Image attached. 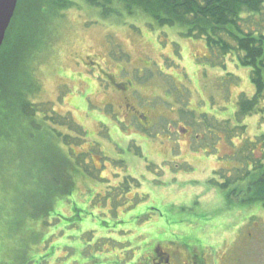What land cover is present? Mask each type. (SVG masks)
<instances>
[{"label": "rangeland", "instance_id": "374dc122", "mask_svg": "<svg viewBox=\"0 0 264 264\" xmlns=\"http://www.w3.org/2000/svg\"><path fill=\"white\" fill-rule=\"evenodd\" d=\"M75 2L42 15L50 22L28 62L37 125L23 118L0 136V264H133L153 222L179 239L198 201L224 193L213 169L236 181L263 153L250 142L264 136V97L237 118L255 87L236 51L222 56L180 25ZM243 28L264 33V11ZM50 109L79 124L85 142L45 118ZM239 188L229 199L261 204Z\"/></svg>", "mask_w": 264, "mask_h": 264}, {"label": "trees", "instance_id": "16d2710c", "mask_svg": "<svg viewBox=\"0 0 264 264\" xmlns=\"http://www.w3.org/2000/svg\"><path fill=\"white\" fill-rule=\"evenodd\" d=\"M85 2L99 8L104 16L118 15L120 10H123L131 16L139 14L149 16L160 26L180 25L185 30L184 35L204 39L209 48L222 56L236 51L239 63L251 68V81L255 87L253 97L241 95L239 98L237 118L239 120L241 116L251 115L259 109V102L264 97V33L257 30L248 32L243 25L252 17L263 14L264 0H85ZM75 4V0H35L33 7L29 4L26 11H22V0H18L4 44L0 47V136L7 134L5 125L16 126L23 118L30 120L32 125L36 124L33 117L39 105L30 99L29 94L39 91L40 86L38 79L33 78V73L28 72L34 71L28 62L33 58L31 51L40 48L42 28L46 29L47 23L50 22L42 15L57 16L60 15V11ZM22 13L26 21L23 20L25 26L22 24V30L19 31L17 22ZM14 29L16 36L11 39L10 34ZM50 110L45 114V118L53 123L72 126L76 131L73 141L77 144L85 142V132L79 124L68 116ZM203 122L204 120L194 121L198 125ZM68 138L69 136L65 135V142ZM250 144L263 145V153L258 159L252 158L251 165L247 164L245 167L247 173L244 175L237 173L236 181L241 183L237 185L235 181V186L240 187V194L249 195L251 200H255L252 202H260L264 208V136ZM248 177L250 181L248 179L244 183ZM219 188L226 191L228 183L220 185Z\"/></svg>", "mask_w": 264, "mask_h": 264}, {"label": "flooded vegetation", "instance_id": "af4514ba", "mask_svg": "<svg viewBox=\"0 0 264 264\" xmlns=\"http://www.w3.org/2000/svg\"><path fill=\"white\" fill-rule=\"evenodd\" d=\"M211 160L204 158V162ZM215 174L210 180L228 183V189L198 201L197 221L182 223L177 228L179 239L172 240L164 227L153 222L148 251L142 258L138 254L133 264H264V208L229 199L234 177L223 176L220 181Z\"/></svg>", "mask_w": 264, "mask_h": 264}, {"label": "water", "instance_id": "95a60500", "mask_svg": "<svg viewBox=\"0 0 264 264\" xmlns=\"http://www.w3.org/2000/svg\"><path fill=\"white\" fill-rule=\"evenodd\" d=\"M18 0H0V47L3 45L7 30L12 22Z\"/></svg>", "mask_w": 264, "mask_h": 264}]
</instances>
